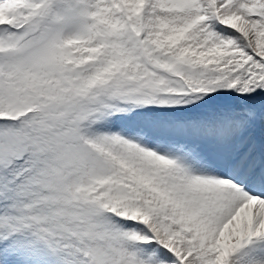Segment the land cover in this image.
I'll return each instance as SVG.
<instances>
[{
    "label": "snow or ice",
    "instance_id": "obj_1",
    "mask_svg": "<svg viewBox=\"0 0 264 264\" xmlns=\"http://www.w3.org/2000/svg\"><path fill=\"white\" fill-rule=\"evenodd\" d=\"M0 264H264V0H0Z\"/></svg>",
    "mask_w": 264,
    "mask_h": 264
}]
</instances>
